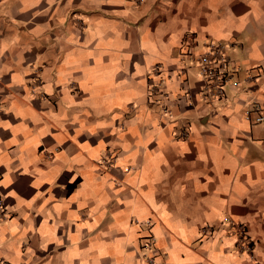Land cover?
I'll list each match as a JSON object with an SVG mask.
<instances>
[{
	"label": "crops",
	"instance_id": "1",
	"mask_svg": "<svg viewBox=\"0 0 264 264\" xmlns=\"http://www.w3.org/2000/svg\"><path fill=\"white\" fill-rule=\"evenodd\" d=\"M211 41L238 69L204 100L195 61ZM160 78L169 115L148 101ZM251 100L264 116V0H0V264H264Z\"/></svg>",
	"mask_w": 264,
	"mask_h": 264
},
{
	"label": "built area",
	"instance_id": "2",
	"mask_svg": "<svg viewBox=\"0 0 264 264\" xmlns=\"http://www.w3.org/2000/svg\"><path fill=\"white\" fill-rule=\"evenodd\" d=\"M189 39H193V36H187ZM229 46L227 43L222 42H206L204 44V49L197 53L196 64L200 78L202 79V88L200 90V96L204 100H209L213 97L222 98L225 96V85L228 84L232 79V71L238 68L231 64L230 59L227 57L226 48ZM192 53L187 49V45L182 46V55L180 56L181 65L179 66L178 75H186L188 69L187 62H185V57H192ZM155 72H160L158 66L154 68ZM234 83L233 85H237ZM148 101L154 103L157 101L154 97L158 94L162 96L159 100L160 111L163 114H170V109L168 106L169 95L164 90L163 82L157 79L156 82L149 83L148 87ZM185 96L189 99V105H192V93L189 89H185ZM249 108L245 111L246 117L254 113L255 122L262 124L264 126V116L262 114L263 106L257 102L252 101L249 103ZM188 135V128L184 127L179 137H186ZM110 157V159H109ZM108 157V163L112 161L111 156ZM9 214L3 200L0 198V220H3ZM226 224L228 226V235L234 237V242L238 252H247L250 257L253 256V243L252 239L248 235V228L244 222L235 221L229 216H225L220 221V225ZM145 226L147 229L151 226L149 220H145ZM217 225L214 224H204L201 226L202 236L211 237L215 230H217ZM140 246L142 247V256L148 263H154L155 255H148V252L154 250V237L151 234L141 237ZM2 264H6L2 262Z\"/></svg>",
	"mask_w": 264,
	"mask_h": 264
}]
</instances>
